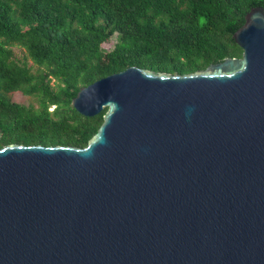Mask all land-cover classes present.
<instances>
[{"label": "water", "instance_id": "obj_1", "mask_svg": "<svg viewBox=\"0 0 264 264\" xmlns=\"http://www.w3.org/2000/svg\"><path fill=\"white\" fill-rule=\"evenodd\" d=\"M240 57L82 86L84 147L0 146V264H264V8Z\"/></svg>", "mask_w": 264, "mask_h": 264}, {"label": "trees", "instance_id": "obj_2", "mask_svg": "<svg viewBox=\"0 0 264 264\" xmlns=\"http://www.w3.org/2000/svg\"><path fill=\"white\" fill-rule=\"evenodd\" d=\"M257 5L264 0H0V146H86L105 109L80 114L71 100L82 86L132 65L186 74L240 57L233 33ZM14 91L37 105L13 101Z\"/></svg>", "mask_w": 264, "mask_h": 264}, {"label": "rangeland", "instance_id": "obj_3", "mask_svg": "<svg viewBox=\"0 0 264 264\" xmlns=\"http://www.w3.org/2000/svg\"><path fill=\"white\" fill-rule=\"evenodd\" d=\"M115 40H116V37L113 36L108 41L102 43V48L105 50L111 49L115 43ZM13 50H14L15 54L19 57H21L24 53L23 52L24 49L21 46L14 45ZM28 63H29V65H32L33 68L36 67V65L33 64L32 60L28 59ZM51 83H53V80L51 81ZM10 97L12 98L13 101H16V102L24 104V105H30V104H34L35 106L37 105L35 97L29 96V95H24L20 91H14V92L10 93ZM52 108H53V106L50 107V109H52Z\"/></svg>", "mask_w": 264, "mask_h": 264}]
</instances>
